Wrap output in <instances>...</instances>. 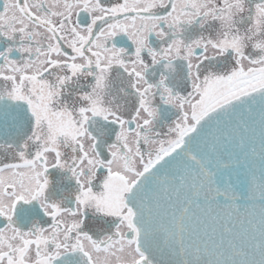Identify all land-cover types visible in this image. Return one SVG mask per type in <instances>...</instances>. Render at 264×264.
Listing matches in <instances>:
<instances>
[{"label": "snow or ice", "instance_id": "snow-or-ice-1", "mask_svg": "<svg viewBox=\"0 0 264 264\" xmlns=\"http://www.w3.org/2000/svg\"><path fill=\"white\" fill-rule=\"evenodd\" d=\"M0 264H264V0H2Z\"/></svg>", "mask_w": 264, "mask_h": 264}, {"label": "flooded vegetation", "instance_id": "flooded-vegetation-1", "mask_svg": "<svg viewBox=\"0 0 264 264\" xmlns=\"http://www.w3.org/2000/svg\"><path fill=\"white\" fill-rule=\"evenodd\" d=\"M0 4H2V0H0Z\"/></svg>", "mask_w": 264, "mask_h": 264}]
</instances>
